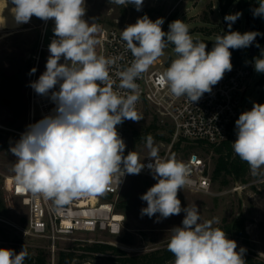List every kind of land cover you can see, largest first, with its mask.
Returning a JSON list of instances; mask_svg holds the SVG:
<instances>
[{
    "label": "clouds",
    "instance_id": "9594fccd",
    "mask_svg": "<svg viewBox=\"0 0 264 264\" xmlns=\"http://www.w3.org/2000/svg\"><path fill=\"white\" fill-rule=\"evenodd\" d=\"M111 2L134 5L137 11L143 5V0ZM11 3L16 24L28 23L35 16L43 21L54 20L55 25L46 70L30 86L39 95L50 94L56 107L52 114L29 125L10 148L16 157L13 171L17 186L33 196L51 199L59 211L73 199L102 194L113 182L122 183L126 174L138 175L147 167L158 182L140 197L147 202L141 216L152 218L159 213V221L185 213L182 226L170 230L168 250L175 257L173 264H245V248L236 251L237 242L228 239L224 230L213 228L211 221L200 222L196 205L182 208L178 191L189 183V166L174 157L162 159L151 136L146 139L147 165L135 151L125 156L126 144L118 135L117 125L143 119L136 110L139 95L135 81L169 45L174 46L176 58L160 75L159 83L173 96H185L193 104L232 70L229 49L249 47L261 34L229 30L217 35L212 50L206 52V43L194 41L183 20L172 21L165 32L161 27L163 18L152 21L145 14L121 31V39L134 57L130 66L115 73L118 87L128 90L121 94L113 90L109 71L118 58L97 55L94 34L99 25L95 20L89 24L83 19L85 0ZM241 15L237 12L224 17L229 29ZM253 15L264 17V0L253 9ZM4 26L5 18L0 16V27ZM254 69L264 73V53L254 59ZM35 72L36 68L30 70V74ZM57 85L58 91L54 90ZM235 123L233 151L255 173L264 167V104L254 103ZM27 256L24 247L19 253L0 248V264H24Z\"/></svg>",
    "mask_w": 264,
    "mask_h": 264
},
{
    "label": "rangeland",
    "instance_id": "374dc122",
    "mask_svg": "<svg viewBox=\"0 0 264 264\" xmlns=\"http://www.w3.org/2000/svg\"><path fill=\"white\" fill-rule=\"evenodd\" d=\"M0 0V10L2 3ZM260 0H250V5L239 13L240 33L249 32V17L253 9L259 6ZM86 14L83 17L89 24L95 20L99 26L116 25L125 29L135 24L137 19L145 14L155 21L163 18L162 30L167 32L168 25L177 19L183 20L190 30L192 37H206L215 40L217 35L226 33L224 17L220 10L219 0H143L142 9L137 11L134 5H117L111 0H85ZM234 7L227 14L237 13ZM48 22L49 32H53L54 20L43 21L33 16L30 22L9 31L6 35L0 32V248L13 249L17 245L26 247L31 253L38 248L45 249L48 254L49 241L45 237L36 236L26 230L28 208L23 199L18 196H8L5 190L7 176L15 175L13 171L16 162L15 155L10 148L18 141V131L28 128V107L31 83L38 80L46 70L42 60L36 66L37 53L41 34ZM264 28V17H261ZM235 28V23L232 24ZM264 51L263 43H259L256 53L249 52V47L242 49L244 62H254ZM166 63L176 58L174 46L169 45L163 50ZM32 68H37L30 74ZM167 69V67H166ZM262 73L255 70L251 77L245 101L251 106L258 98L261 90L259 79ZM143 117L139 122L125 120L117 125L127 138V150L135 151L139 160L149 156L146 146L147 137L153 138L154 146L160 154H167L177 161L187 158L192 152L203 156L212 174V192L193 191L184 187L178 191L181 206L196 205L199 209L200 222L211 221L213 228H221L237 217H244L247 231V242L238 239L237 248L248 247L264 259V167L255 173L248 169L244 180L235 179L232 175L213 177L219 152L215 147L198 145L185 140L173 141V124L167 116L156 107L145 104L138 111ZM150 128L146 137L139 141L133 140L134 130L143 132ZM145 132V131H144ZM177 146V143H179ZM158 181L145 173L129 175L128 181L120 194L116 204V211L125 216L120 232L112 233L107 229L78 232L62 237L57 241V251L62 248L76 247L77 252H83L86 243L95 241L108 242L124 249L129 254L143 253L161 247L167 243L172 235L170 231L176 226H182L185 213L160 218L159 213L152 218L141 216V209L147 207V202L140 197ZM241 184L238 190L234 186ZM2 204L4 207H2ZM228 239L233 240L228 232ZM17 253V252H16ZM58 254V252H57ZM57 257V256H56ZM111 254L87 255L91 264H115ZM49 258V255H48ZM81 261L80 259L76 262Z\"/></svg>",
    "mask_w": 264,
    "mask_h": 264
},
{
    "label": "built area",
    "instance_id": "2783aa9c",
    "mask_svg": "<svg viewBox=\"0 0 264 264\" xmlns=\"http://www.w3.org/2000/svg\"><path fill=\"white\" fill-rule=\"evenodd\" d=\"M122 30L124 29L116 25L99 26V31L94 34V38L98 41L95 47L98 56L118 58L116 64L109 71L114 81L113 90L125 94L128 90L118 87L120 81L115 73L130 66L134 57L127 49L126 42L121 39ZM53 38H55L54 33L49 32L47 22L35 55L36 66L42 60L46 67L50 55L48 46ZM134 43L138 44L135 41ZM259 43L261 42L257 41L256 51ZM63 62V58H61L60 63ZM231 63L232 70L225 72L223 78L212 87L210 93H205L198 102L192 104L185 96H173L168 87L159 83V77L167 67L165 59L159 57L135 81L138 85L139 95L136 110L138 111L142 106L148 104L167 116L173 124V141L182 139L198 145L216 147L227 140H234L236 134L232 131L231 125L242 112L250 108L245 101V96L255 69L254 62H244L243 59L236 62L231 58ZM34 75L36 76V73ZM54 90L58 91L59 86L57 85ZM55 107V103L50 99V94L49 96L39 95L31 87L28 126L52 114ZM26 130L18 131V140ZM117 132L125 141L124 155L126 156L128 154L127 138L118 127ZM159 156L162 159L168 158L167 154ZM141 162L147 165L150 161L146 158ZM181 162L191 169L186 188L193 191L212 192V174L209 164L203 156L192 152ZM141 172L153 177L147 167ZM14 177L15 175L6 178V194L21 197L27 206L26 230L28 233L48 239V264H58L57 241L62 237L97 229H107L112 233L121 231L125 216L120 215L122 218L118 220L117 228L112 224V220L117 212L116 204L128 181L129 174L124 176L123 182L119 185L115 182L109 185L104 193L73 199L59 211L55 209L51 199H45L42 195L33 196L31 192L21 190ZM240 187L243 186L239 183L234 186V189L238 190Z\"/></svg>",
    "mask_w": 264,
    "mask_h": 264
},
{
    "label": "trees",
    "instance_id": "16d2710c",
    "mask_svg": "<svg viewBox=\"0 0 264 264\" xmlns=\"http://www.w3.org/2000/svg\"><path fill=\"white\" fill-rule=\"evenodd\" d=\"M219 3L222 14L227 15V13L233 10L234 7H237L238 12L248 7L250 5V0H219ZM249 26L250 31H255L261 34L256 37V40L258 42H262L264 48V28L262 27L261 17H249ZM229 30L240 32V20L237 19V21L235 22V28L231 26V29H229L228 25H226V33ZM192 38L194 41L206 43V52H210L212 50L213 44L215 42V40L207 39L206 37ZM242 49H229V51L231 52V58L234 61H242ZM171 62L172 59H169L167 61V68L170 66ZM258 82L261 85V90L259 93V98L254 103L264 104V73L261 74ZM253 104L248 110H251ZM236 120L231 125V129L235 134ZM149 129V127L146 128L144 130L145 132H141L135 129L133 133V140L139 141L140 139L146 137ZM235 140L236 138L234 140H227L223 144L215 147L217 152H219V156L216 161L213 177L217 178L221 175H232L235 179L244 180L245 175L248 172L249 165L234 153L232 142H234ZM179 144L180 142L177 143V146H179ZM2 207H4L3 204ZM220 229L228 232L234 241L241 239L247 242L248 240L244 217H237L233 221L226 223ZM168 243L169 241L161 247H157L143 253L129 254L124 249H121L114 244L95 241L83 245L81 249L83 250V252L80 253L77 252L76 247H67V249H60L57 254V261L58 264H83L84 262H87V259H83L84 257H86L87 255L99 253L111 254L110 258L114 261L115 264H173L175 257L168 250ZM23 247L24 246L17 245L16 252L19 253ZM24 248L28 252V256L26 257L24 264H48V254L46 253L45 249L38 248V251L36 253H31L26 247ZM243 248L246 249V252L243 256L245 264H264V259L260 258L255 251L248 247ZM236 251H239L238 248L236 249ZM77 259H80L81 261L76 262Z\"/></svg>",
    "mask_w": 264,
    "mask_h": 264
},
{
    "label": "bare ground",
    "instance_id": "6f19581e",
    "mask_svg": "<svg viewBox=\"0 0 264 264\" xmlns=\"http://www.w3.org/2000/svg\"><path fill=\"white\" fill-rule=\"evenodd\" d=\"M12 7H14V5L11 3V0H5L2 3V7L0 10V16H3L5 18V26L0 27V32H3L4 35H6L9 31L12 32V30L23 25V24H19V25L16 24L14 17L11 13ZM120 215H121V213L116 212L115 216L112 220V224H114L116 228H117L118 223H119L118 220L122 218V216H120Z\"/></svg>",
    "mask_w": 264,
    "mask_h": 264
},
{
    "label": "water",
    "instance_id": "95a60500",
    "mask_svg": "<svg viewBox=\"0 0 264 264\" xmlns=\"http://www.w3.org/2000/svg\"><path fill=\"white\" fill-rule=\"evenodd\" d=\"M256 43H257V40L255 39V41L252 43V45L249 46V52L254 54L255 51H256ZM83 264H91L89 261L87 262H84Z\"/></svg>",
    "mask_w": 264,
    "mask_h": 264
}]
</instances>
